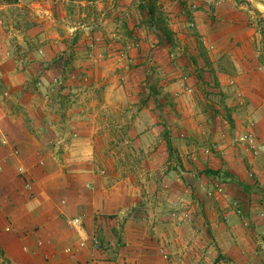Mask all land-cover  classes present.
<instances>
[{
  "label": "crops",
  "instance_id": "1",
  "mask_svg": "<svg viewBox=\"0 0 264 264\" xmlns=\"http://www.w3.org/2000/svg\"><path fill=\"white\" fill-rule=\"evenodd\" d=\"M75 1L0 3V264H264V154L231 144L251 127L264 143V59L258 29L244 21L254 8L240 11L231 0H83V16L92 9L103 25L75 21V46L101 40L124 51L99 59L102 69H78L93 56L64 53ZM168 44L183 77L166 88L173 110L141 102V88L118 63L129 55L140 61L149 45L160 56ZM68 76L78 82L64 84ZM82 93L91 101L78 102ZM159 109L179 116L162 133L150 122ZM202 124L212 128L205 143L217 148L190 155L197 148L187 130L199 135ZM128 141L139 145L136 158L123 147ZM161 169L162 186L128 177Z\"/></svg>",
  "mask_w": 264,
  "mask_h": 264
},
{
  "label": "rangeland",
  "instance_id": "2",
  "mask_svg": "<svg viewBox=\"0 0 264 264\" xmlns=\"http://www.w3.org/2000/svg\"><path fill=\"white\" fill-rule=\"evenodd\" d=\"M81 1L83 2V0H76L75 5H74L75 7H73V8L69 7L67 10V12L70 13L71 15L69 18L70 19L69 22L66 23V28L63 29L64 30L63 35L69 36V37H66V38H68V41L66 43V46H67L66 50L67 51L65 50L64 53L67 54V52H69V54H71L72 52H79V56H81L82 58L84 56L92 54V56H93L91 58L92 60L91 61L81 60L80 65H78V69L87 68V66L102 69L100 67V64L102 63V61H100L99 59L105 58L104 57L105 55L109 56V54L116 53L119 51H124V50L119 49L118 48L119 46H117V45H103L101 40L97 41L98 44L88 45L86 43V44H83L79 47L75 46V43H73V38H72L75 31H73L71 28H69L73 25V23L75 21H76L75 24L80 22L81 25H89V23H91L92 25H95V27H97V28H101L103 25L102 16L95 14L92 11V9L89 11H87V9H86L84 12L86 15H85V17L83 16V11H82L83 5H82V3H80ZM231 2L234 3V5H231V6H237V7L238 6H244V9H239L240 11L246 10V8H249V9L254 8V14H256L255 18L244 20V21H246L245 27L251 26L252 28L258 29L256 31L259 34V37H258L259 42L257 43V49H258L257 51L261 53V56L264 59V13H263L264 0H255L253 3H246V2H243L240 0H231ZM257 4L262 5L261 11H260V9H256ZM89 6H92V5H89ZM85 7H88V5H86ZM259 8H260V6H259ZM257 10H259V12ZM99 12L100 11H98V10L96 11V13H99ZM79 14H80V17H79ZM20 16L24 17L23 19H21V21L26 20V18H25L26 14L23 13V14H20ZM88 17H90V19H88ZM86 31H88V30H86ZM84 33H86V32H84ZM88 36L89 35L85 34V35H82L81 38L82 37L87 38ZM72 43H73V45H72ZM157 45H155V46L149 45L146 48H143V49L141 48L140 53H143V55L140 57L141 58L140 61H134L133 58L131 60L130 55H129L127 59L122 60L121 62H118V63H120V66L123 70L128 71L126 74V77H127L126 80L128 81V84L132 83V84L137 85L138 87L141 88V89H139V96L141 98L140 99L141 102L147 103L148 101H150L151 103L149 104V106H151V105L155 106L156 105L155 102L157 100H160L161 102L171 103L170 107H171V110H173V107H172V105H173L172 104L173 103L172 97L173 96H171V94L166 91V88L173 81V79L178 78V79H180V81H181V79H183L182 76H179V73L177 74L175 72V70H173L174 61H177L178 55L177 54H175L174 56L171 55V53H173V52L171 51V46L168 44V45L160 46V48H159L160 56H157V53L155 52ZM77 48H80V49L78 50ZM132 48L131 47L127 48V51L129 54H130V51ZM180 51H182V50L180 49ZM88 62H92V63H90L88 65ZM83 63H85V64L83 65ZM177 63H179V62H177ZM78 64H79V62H78ZM130 72H132V73L130 74ZM87 79H88L87 81L89 82L90 78H87ZM93 80H94L93 85H96V84L100 83L101 79L99 78V82H96L95 78H93ZM80 81L82 82L84 80L81 79ZM77 82H78V78L75 76H68V77L64 78V84L73 85V83L76 84ZM158 88H161V91H157ZM152 91H157V92L153 95V97L149 96L147 98V95L150 94ZM187 91H189V88H187ZM211 94H213V93H211ZM156 95H158V96H156ZM190 96L193 97L194 99H197L196 96H194L193 92L190 93ZM75 99L78 100V102H81V101L82 102H90L91 101V99L89 100L88 96L83 94V93ZM211 100L213 103L220 105L218 102L220 100V97H216V95H214V96L212 95ZM167 108L168 107H166L165 109H167ZM165 109H162V110L159 109V112L157 115L154 112L156 116L150 119V122L153 123L154 126L157 125V127H159L160 132L161 131L163 132L164 127H166L167 124H170V125L172 124L170 120L173 121L174 119H176V122H178V119H179V116L177 113L171 114L170 118H172V119H170L169 114L167 113L168 111ZM134 114H135L134 112L133 113L129 112L127 114V117L131 118V117H133ZM202 125L203 126H201L199 129V131H200L199 135L192 130H190V131L187 130L188 134H189V137H187V138L193 140L192 142L196 145V148H197V150L195 152L191 153L190 155L198 153L199 150H202V152H204L205 154H209L212 151L216 150L212 147L214 142H211L209 144H207V142L205 143L206 137H211L210 139H211V141H213L212 140L213 135H212V133L209 132V130H212V128L209 126V124H202ZM131 127H133V126L130 125L128 128L129 133H131L130 132L131 129H132V133H135L134 128H131ZM247 131H245V132H247ZM245 132H243V133H245ZM183 133L184 134L182 135V138H185V136H184L185 132H183ZM190 133L192 134L191 136H190ZM243 133L235 134V136H232L233 142L231 144L234 146H239L240 142H239L238 138ZM129 141L125 142L123 147H125V150L128 151L127 154L132 155L131 156L132 158H136L133 156V152H134V154H136V152L138 151L137 146H139V145H136L134 142L131 143ZM207 149L210 150L209 153H207ZM200 157L201 156L199 155L198 158H200ZM196 158H197V156H196ZM187 160H188V163L186 165H188L190 163L189 162L190 159H187ZM192 162H194L193 164L195 165V162H197V159H196V161H192ZM191 166H193V165L191 164ZM180 167H181V170L184 172L187 170H189L188 172H191L190 169L184 170L182 168V165H180ZM174 169H177V168L174 167ZM165 170H167V169H165ZM177 171H178V169H177ZM172 173L174 174V176L175 175H176V177L178 176V174H177L178 172L175 173V170H173ZM167 175H168L167 172L165 171V173H164V171L161 169L156 174L154 173L151 175H149L148 173H145V171L140 172V173H137V172L132 173L131 172L128 174V177L133 182H135V183L137 182V184H143L142 180H145V181L152 180V181H154V183L160 182L161 183L160 186H162V185H164L163 184L164 181L168 180L167 178H165ZM213 189L214 188H212L210 190L211 194H213V192H214ZM151 195H154V194L152 192H148L146 194V196H149V197H152ZM262 235H263L262 233L258 234L260 239H261Z\"/></svg>",
  "mask_w": 264,
  "mask_h": 264
},
{
  "label": "built area",
  "instance_id": "3",
  "mask_svg": "<svg viewBox=\"0 0 264 264\" xmlns=\"http://www.w3.org/2000/svg\"><path fill=\"white\" fill-rule=\"evenodd\" d=\"M240 1H243L246 3H253L255 0H240ZM263 13H264V10H263ZM238 140H239L240 144H242V145L246 146L248 149H250L252 154H254L255 156L264 154V143L259 140L257 133L253 130L252 127L247 132L241 134L239 136ZM212 147L214 149L217 148L216 144H213ZM209 152H210V150L207 149V153H209ZM219 190L221 191L220 188H219ZM237 212L240 213L241 210L237 209ZM173 215H176V214H173ZM70 223L72 225H80V219L74 218V219L70 220ZM262 240L264 243V234H263ZM92 241H93L94 246H96V247L100 246V240L97 236H94ZM80 246L81 247L85 246V242H82L80 244ZM67 251L71 252V249H68Z\"/></svg>",
  "mask_w": 264,
  "mask_h": 264
},
{
  "label": "trees",
  "instance_id": "4",
  "mask_svg": "<svg viewBox=\"0 0 264 264\" xmlns=\"http://www.w3.org/2000/svg\"><path fill=\"white\" fill-rule=\"evenodd\" d=\"M18 1H19V0H0V3L2 2V3H7V4H14V3H17ZM68 1H75V0H68ZM149 10H150L149 14H150L151 18H154V12H153V9H152L151 6H149ZM161 17H162V16H161ZM158 18H159L158 23H160V20L163 21V19L160 18V15L158 16ZM160 24H161V23H160ZM159 29H160V31L162 32V34L165 35V36H167V38H168L171 42L173 41V40H172V37H171L172 31H171V29H170L169 27H167V26H165V25H161V27H160ZM199 48H200V50H201V53L203 54L202 57L205 58V60H206V59H207V56H206V54L204 53V48H203L202 44L199 45ZM151 95H152V94H150V96H151ZM170 150H171V148H170ZM219 174H221V172H213V175H217V176H218ZM225 178H227V174H226V177H225ZM240 185L243 187V189H244L245 191H248V186H247L246 184L241 183Z\"/></svg>",
  "mask_w": 264,
  "mask_h": 264
}]
</instances>
